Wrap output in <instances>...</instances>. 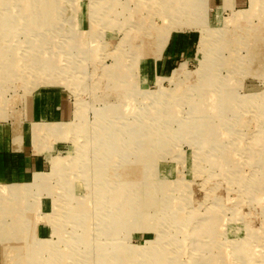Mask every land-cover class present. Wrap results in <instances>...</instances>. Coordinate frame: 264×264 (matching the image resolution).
Here are the masks:
<instances>
[{
    "label": "rangeland",
    "instance_id": "374dc122",
    "mask_svg": "<svg viewBox=\"0 0 264 264\" xmlns=\"http://www.w3.org/2000/svg\"><path fill=\"white\" fill-rule=\"evenodd\" d=\"M252 1L0 0V123L47 87L75 110L42 180L0 186V264H264Z\"/></svg>",
    "mask_w": 264,
    "mask_h": 264
},
{
    "label": "crops",
    "instance_id": "0c3cea01",
    "mask_svg": "<svg viewBox=\"0 0 264 264\" xmlns=\"http://www.w3.org/2000/svg\"><path fill=\"white\" fill-rule=\"evenodd\" d=\"M29 97L24 116L0 123V186L8 190H17L13 186L27 183L46 164L70 136L64 126L75 119L69 94L59 88L36 89Z\"/></svg>",
    "mask_w": 264,
    "mask_h": 264
},
{
    "label": "bare ground",
    "instance_id": "6f19581e",
    "mask_svg": "<svg viewBox=\"0 0 264 264\" xmlns=\"http://www.w3.org/2000/svg\"><path fill=\"white\" fill-rule=\"evenodd\" d=\"M258 2V1H257ZM254 0L252 1V7H251V9L254 7ZM194 4V3H193ZM165 16V15H164ZM163 16V17H164ZM53 163H54V167H57L58 165V163L56 162V160H54V157H53ZM42 180V176H41V174H39V173H34V181L35 182H40Z\"/></svg>",
    "mask_w": 264,
    "mask_h": 264
}]
</instances>
